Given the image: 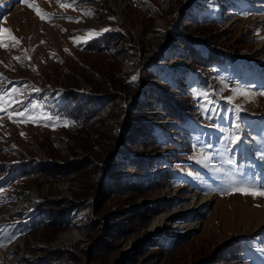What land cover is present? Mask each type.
Here are the masks:
<instances>
[{"label": "rangeland", "instance_id": "rangeland-1", "mask_svg": "<svg viewBox=\"0 0 264 264\" xmlns=\"http://www.w3.org/2000/svg\"><path fill=\"white\" fill-rule=\"evenodd\" d=\"M29 2L52 14L51 18L40 19L21 0H0V28L10 29L21 41L16 48H0V93L8 91L12 99L22 101L11 104L8 112L21 111L30 104L42 107L25 117L14 116L17 122L0 112V164L10 161L14 150V156L16 150L45 155L49 150L50 157L86 160L87 165L75 175L58 179L45 172L14 181L0 179V264H29L60 250L70 252L79 261L76 264H87L91 247L120 225L128 231L107 239L113 244L112 258L106 264H150L155 252L144 248L147 242L174 246L184 241L179 246L183 248L174 253L175 259L180 258L177 264H183L191 255L215 251L238 237L249 239L245 264H264V197L231 192V186L240 181L264 184V95H260L264 93V0H190L189 7L172 1L168 12L154 16L144 7L145 0H76L74 8L60 7L64 0ZM81 10H91L92 15ZM185 14L216 19L220 26L211 36L243 52L239 56L228 52L212 66L193 68L186 45L176 34L184 32V27L178 26ZM66 17L79 18V22ZM159 22L166 29L158 27ZM103 28L119 32L110 53L87 54L80 45L111 30L86 43L72 39L86 38L88 29L98 32ZM194 41L206 54L202 42ZM146 71L151 84L143 74ZM104 78L119 91L114 99L117 108L84 132L66 128L65 120L53 114L49 104L61 101L66 89L84 100L106 101L107 95L97 97L84 84L86 80L98 84ZM162 80L182 100L189 98L190 111L184 122L170 120L162 103L146 94L148 89L159 92ZM13 88L17 91L12 92ZM233 89L251 96L233 93ZM198 92L208 95H194ZM228 96H233L231 102ZM10 97L5 96V100ZM201 105L209 110L203 111ZM236 105L241 109L238 113ZM41 112L53 119L39 118ZM129 112L136 115L135 121L149 123L160 133L164 147L150 154L158 166L165 163L173 170L172 186L146 195L123 193L107 200L102 190L138 177L126 168ZM33 115L35 123L29 119ZM22 120L27 122H19ZM144 123L143 127L132 125L131 130H142L147 127ZM234 123L240 124L243 139L232 150L225 137L234 133ZM106 140L116 146L113 152ZM203 154L210 159L200 164L197 160ZM101 170L106 173L100 184ZM66 200L69 205L62 206ZM152 204L163 209L149 221L136 218V227H131V221L122 223L135 216L131 215L133 207ZM60 209H64V225L57 229L45 224L50 212ZM167 214L171 218L165 221L162 218ZM144 215L146 218L147 213ZM36 216L42 217L41 224L32 223Z\"/></svg>", "mask_w": 264, "mask_h": 264}, {"label": "trees", "instance_id": "trees-1", "mask_svg": "<svg viewBox=\"0 0 264 264\" xmlns=\"http://www.w3.org/2000/svg\"><path fill=\"white\" fill-rule=\"evenodd\" d=\"M172 1L178 2L180 6L183 7L188 4L190 0H145L144 7H147L148 14L150 16L160 14L162 15L163 13L169 11L168 7L170 6V4H172ZM219 26V21L214 18L212 19L206 15L200 16L197 19L190 17L188 14H185L179 22L178 28L180 29L184 27V32H182V36H180L178 33L176 34L179 37V42L182 45H186L189 62L193 68L198 69L200 68V66H212L214 62L225 59L228 52H230L234 56H239V54L243 52L238 49H232L231 46H226L222 42V40L215 39L214 36H211L213 29ZM116 39L118 41L119 32L111 29V31L107 34L97 39L90 40L86 44L80 45V47H83L82 51L84 50V52H86L87 54H107L110 53L109 50H111L112 46L116 44ZM194 40L202 42L207 51L206 54L201 53V51L196 48ZM143 74H145L147 78L150 72L146 71ZM147 82H149L150 84L152 83L151 79L148 78ZM84 84L90 89L92 93L95 94V96L99 97L107 95L109 98H107L106 101H103L101 99L97 101H94L93 99L84 100V98L82 96H79L74 90L70 89L67 91L66 89L61 97V101L51 102L49 104L53 114L58 115L59 118L69 122L66 128L83 132L88 130L91 126L99 125L101 121L106 119L110 115V113L117 108V106L114 104V99L119 92L111 82H108L107 78H104L103 82L98 84L89 82V80H86V83ZM75 86V89H81V87H79L78 85ZM161 86L162 87H160L159 92L156 90L148 89L149 91H147L146 94H149L154 100H159L162 103V108L166 111V115L170 120L184 122L187 118V115L189 114L188 112L190 111L189 104L186 100L189 98H185L184 100H182L181 97L175 92L172 93V90L169 88L170 85L167 81H163L161 83ZM184 90L186 91V89ZM185 91L183 95L186 97ZM166 92L168 93V95H165ZM128 116L132 117L131 120L127 122L128 124L125 125L126 132L131 133L126 137L129 138L126 141V146H129L130 148L129 151H126L125 153V158L127 160L126 168L132 169L133 171L137 172L138 177L131 180L122 181L121 183H112V185L108 186L107 189L102 190L103 197H105V199L107 200H109L111 197H117V195L123 193H131L134 191L141 195H146V192H160L161 190L172 186L171 182L174 174L173 170L168 168L165 163H162L158 166L156 158H154L150 154L151 152H159V150H162V148L164 147V144H162L161 141L162 138L160 137V133H157L154 130L155 127L149 123H144V121L142 122L140 120L135 121V114L133 115L129 112ZM143 123L147 127L142 128V130L140 131L131 130L132 125H135L136 127H143ZM102 126L108 128L107 124H102ZM104 136L105 135L103 133L102 137ZM119 141L122 142V139L120 138ZM108 143H110L109 145H111L108 150L110 152H113L116 146H112L111 141H109ZM119 149L123 150L124 148L120 147ZM3 151L8 150L4 149ZM48 151H46V156L44 153L38 152H35L33 154L29 152L28 154H22L21 152L16 150L17 155L14 156V150L12 156L13 158H11L8 162H3V164H0V179L5 178V181H14L17 179H24L36 175H42L43 172L51 175V178L58 179L59 177H64L68 174L75 175L82 167L85 168V166L87 165L86 160L85 162H82L83 160L62 161V158L59 155H52L56 158L50 157ZM114 162L115 161H112V165H114ZM105 164L110 167V161H106ZM105 173V170H101V178L99 182L100 184ZM117 189L122 190L120 191ZM69 203L70 201L66 200V202H64L62 206L69 205ZM162 209L163 207H161V209L157 208V204L148 205L146 207H133L131 215L134 214L135 216L132 218V220H126L122 223L131 221V227H136V223L138 222V220H135L136 218L147 222L152 218L153 215L161 213ZM63 211L64 209L62 211L60 209V211L57 213L50 212V220L45 224L54 225L57 229L60 228L65 223V218H63ZM146 213L147 216L146 218H144V214ZM41 222H43V219L42 217L38 216L34 217L32 220V223L36 224H41ZM111 224L112 222L107 225ZM124 226L125 225H120L118 229L115 228V230L117 231L111 232L109 234V237L101 239L100 243H96L91 247L88 255L86 256V258L88 259L87 264H96V262H98L99 264H106V260H110L112 258L110 251L112 249L113 243L108 242L107 239L114 237L118 238L120 234L126 232L125 230H127V228H125ZM101 237H103V235ZM248 241L249 239L244 237L235 238L229 243L220 246V248L215 251H206V253H204L205 255H191V259L183 262V264H245V251L247 250L246 245ZM183 242L184 241H177L176 245L174 246H166L164 245V242L160 243L159 241L152 243L147 242L144 248L146 249L147 246L151 247L153 248L152 252H155V254H153V256L155 257L149 258L152 260V263L150 264H177V260H180V258L178 257L177 259H175L176 255H174V253L177 250H181L183 248L179 247L183 244ZM162 256L164 258L162 259V261H160V257ZM174 259L176 263H173ZM76 263H79V261L75 259L74 256L70 254V252L60 250L49 252L46 260L37 259L33 260L29 264Z\"/></svg>", "mask_w": 264, "mask_h": 264}, {"label": "snow or ice", "instance_id": "snow-or-ice-1", "mask_svg": "<svg viewBox=\"0 0 264 264\" xmlns=\"http://www.w3.org/2000/svg\"><path fill=\"white\" fill-rule=\"evenodd\" d=\"M22 3L27 4L29 8H33L36 15L40 17V19L44 20V19H50L52 14L44 12L42 9H40L38 6H36L35 3H30L29 0H21ZM75 2L76 0H64L63 3H60V7L62 8H74L75 6ZM82 13L84 15L87 16H91L92 12L91 10H81ZM66 19L72 21L75 20V22H79V18H73V17H66ZM110 19H114V17H110ZM111 29L108 28H103L100 29V31H95L92 29H88L86 30L87 32V36L86 38H82V37H73V41L78 43V42H87L88 39H92L95 36L101 35L103 32H107L110 31ZM20 39L17 38L15 35H13L11 33L10 29H6V28H0V48H8V47H12V48H16L20 45ZM65 51H68L67 49H65ZM13 59H15L16 61H21V57H14ZM30 59V58H28ZM137 79L136 76L132 77V80L135 81ZM34 91H40L39 89H33ZM12 92L17 91V89L13 88L11 90ZM233 93L239 94V95H243L246 97H250L251 93H246L243 90H239V89H233L232 90ZM194 95L200 96H207V93H195ZM260 95H264V93H260ZM5 96H9L10 97V93L8 91H5L4 93H0V112H6L8 115V118L10 120H13V122H17L16 120L13 119L14 116L17 117H25L26 115H28L29 113H35L36 109L41 108L42 106L39 104H30L28 106H25V108L21 111L18 112H8V108L11 106V104L13 103H22V101H17L15 99H12L10 97V99L8 101L5 100ZM226 99L229 100V102H231L233 100V96H228L226 97ZM208 103H211V101H207ZM201 108L203 111H208L209 109L205 108L203 105H201ZM237 113L239 111H241L239 105L235 106L234 109ZM42 119H46V120H52L53 117L49 116L47 113L41 112L40 113V117ZM2 119V118H0ZM29 119H31V121L33 123H35L37 121V117L36 116H29ZM209 119H211V117H209ZM19 122H27L26 120H22ZM64 126H68L69 122L68 121H64ZM232 128L234 129V133L225 137V140L229 143V145L231 146L232 150H234L235 148H238L240 146V144L242 143V136L239 135L240 132V124L239 123H234L232 125ZM21 135H24V133H21ZM210 159V157L207 154H203L202 157L200 159L197 160L198 163L200 164H204L206 163L208 160ZM228 163H231L232 161L229 160L227 161ZM0 191H2V189H0ZM231 192H239L240 194L243 195H251L253 197H264V184H260V185H254V184H248L247 181H240L239 184H233L231 186ZM11 239H15V236L11 237Z\"/></svg>", "mask_w": 264, "mask_h": 264}, {"label": "bare ground", "instance_id": "bare-ground-1", "mask_svg": "<svg viewBox=\"0 0 264 264\" xmlns=\"http://www.w3.org/2000/svg\"><path fill=\"white\" fill-rule=\"evenodd\" d=\"M158 27H160L161 29H164V28L166 29V27L161 22H159ZM169 218H171V215L170 214H167V215L163 216L162 219L165 220V221H167Z\"/></svg>", "mask_w": 264, "mask_h": 264}, {"label": "water", "instance_id": "water-1", "mask_svg": "<svg viewBox=\"0 0 264 264\" xmlns=\"http://www.w3.org/2000/svg\"><path fill=\"white\" fill-rule=\"evenodd\" d=\"M191 4H192V2L188 3V4H187V7L191 6Z\"/></svg>", "mask_w": 264, "mask_h": 264}]
</instances>
